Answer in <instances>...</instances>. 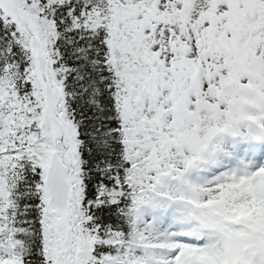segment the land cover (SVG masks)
Masks as SVG:
<instances>
[{
  "label": "snow or ice",
  "instance_id": "1",
  "mask_svg": "<svg viewBox=\"0 0 264 264\" xmlns=\"http://www.w3.org/2000/svg\"><path fill=\"white\" fill-rule=\"evenodd\" d=\"M0 264H264V0H0Z\"/></svg>",
  "mask_w": 264,
  "mask_h": 264
}]
</instances>
